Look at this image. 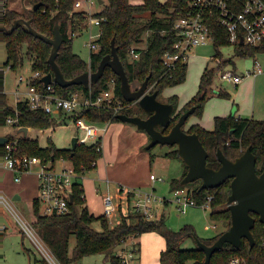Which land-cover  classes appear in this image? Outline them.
Wrapping results in <instances>:
<instances>
[{"label":"trees","instance_id":"trees-1","mask_svg":"<svg viewBox=\"0 0 264 264\" xmlns=\"http://www.w3.org/2000/svg\"><path fill=\"white\" fill-rule=\"evenodd\" d=\"M73 1L32 0L33 4L38 2L39 7L33 9L32 4L26 14L9 9L5 15L0 16V24L8 29L18 18L30 19L31 26L37 32L48 37H53L54 27L58 25L62 34V43L55 61L66 79L73 78L87 70L94 71L100 59L110 52V41L114 38L118 56L132 85L136 83L134 86H139L150 74L149 91L157 90L159 99L166 88L176 86L185 80L187 61L179 59L174 67L168 69L163 65L161 57L166 51L174 52L173 44L176 35L173 24L177 17L187 11L190 0H165L164 2L161 0H104L100 5L101 9L94 14L101 17L99 48L90 52L89 62H85L71 48L73 35L83 30L86 21L84 12L73 9ZM217 18L218 14L213 11L208 17V23L214 37L212 57L220 60L216 62L215 66L204 67L195 93L186 101L180 111L176 110L177 95L172 94L168 97L167 101L173 104L174 109L169 125L166 128L159 127L163 133H167L178 116L191 106L196 107L192 115L200 117L205 102L215 93L211 84L222 65L220 63L234 66L232 59L222 57L223 53L220 51V47L230 44L228 32L219 24ZM0 41L5 43V65L9 64L11 68L15 69L23 64L25 58H28L33 71L38 70L41 73L51 71V66L47 62L51 45L25 32L22 26H18L10 33H5L0 28ZM143 42H145V46L141 49L138 45ZM132 46L140 51L137 59L128 55ZM232 48L233 56L241 58L254 57L258 52H264L262 48L239 41ZM111 77H114L116 81L114 92L117 101L122 105L121 108L115 111L112 107L105 106L82 107L69 118L84 117L88 122L105 123L118 120L116 114L120 112L127 115H139L138 111L142 110L136 102L126 101L122 97L119 79L109 67L105 68L103 75L96 82L90 83L87 87L81 84L61 87L54 82L53 85L57 94L63 97H69L75 91L95 97L108 87L107 83ZM3 79L4 72L0 71V125L5 124L7 116H15V110L17 111L18 125L21 127L46 129L55 125L54 117L42 110L29 108L25 101L16 102L15 107L8 105L6 94L3 91ZM33 83L42 88L39 79L34 80ZM216 94L220 97H229L228 91L222 88L217 89ZM132 103H134V107L130 106ZM187 132H195L198 135L208 152L206 165L209 167L217 168L219 166L216 158L217 148H220L229 159H234L247 146H250L256 156L257 174H260L264 169V120L262 119L237 118L233 115L215 116L213 129L208 130L199 124H192ZM16 141L18 154L35 155L49 160L63 157L79 173L95 167L97 160L102 156L101 137L90 143L76 145L74 149L59 148L50 140L47 145L41 146L37 138L27 135L16 137ZM2 149L3 145H0V150ZM173 153L174 157L180 158L177 155V149ZM165 155L169 156V154ZM93 163H95L94 166H92ZM186 171L187 166L184 164L181 176L170 182L171 190L180 188V181ZM230 180L227 179L217 187L200 190L201 181L198 180V184L189 192L198 204L205 201L207 195H211L210 216L215 220L226 221L225 228L230 224V211L226 202L230 193ZM72 195L71 210L62 215L44 214L40 211L38 200L34 199L32 202L35 218L31 224L60 264H80L83 257L107 254L117 245L120 246V250L110 255V264H129L126 263L123 255V251L126 249L123 246L124 242L150 231L159 232L164 239V249L159 253V264H205L204 252L198 248L197 244L190 248L181 246L187 237L193 239L196 237L194 229L190 225L173 230L165 225L164 214H160L154 219H147L133 210L122 214L116 224L110 225L104 216H95L88 211L85 206L83 187L78 180L73 185ZM251 215L255 217L254 226L251 229L256 240L254 246L250 247L245 238L241 239L239 248L224 243L219 250L212 254L209 264H230L231 259L237 257L239 264H264L263 225L258 221L256 214L251 213ZM95 221L100 222L99 230L93 226ZM222 232L211 237H198V239L209 245ZM71 237L75 238V244L72 247L70 245ZM138 252V241H134L127 249L126 254H131L130 259H133ZM35 261L47 264L43 259H35Z\"/></svg>","mask_w":264,"mask_h":264},{"label":"rangeland","instance_id":"rangeland-1","mask_svg":"<svg viewBox=\"0 0 264 264\" xmlns=\"http://www.w3.org/2000/svg\"><path fill=\"white\" fill-rule=\"evenodd\" d=\"M94 1L95 4L93 7L99 8L101 4H97V0ZM32 4V0H9L10 8L25 14L28 9L32 7ZM86 27L87 24L84 22V28H82L83 30L80 33L73 35L71 48L74 53L78 54L85 62H88L91 52L88 46V42L90 40L89 31L94 35L97 33L98 29L94 26L93 28H90V30H85ZM144 44L145 42L139 44L138 46L142 47ZM220 51L223 53L222 57L224 59H232L235 61L236 70L234 72L236 73H244L245 70L250 68L252 65V57L239 58L233 56L232 46L220 47ZM189 53L185 80L171 89L172 93L175 92L177 94V105L180 106H177V111L182 109L184 105L183 103L195 92L200 74L204 67L215 66V61L220 60L216 57L211 59V56L214 53L212 43L198 45ZM256 57L261 67L264 69V53H258L256 54ZM5 60V43L0 41V64L5 65ZM220 64H222L220 66L221 70L232 68L228 64ZM32 73L33 70L31 69L30 60L28 58H25L23 60V64L18 68H5L3 87L8 105L14 107L16 104L14 88L25 91L24 81H17V77L21 75L24 78H27L32 75ZM135 84H131V87L137 88L138 86H134ZM245 85L248 86L250 92L254 89L255 96L257 98V102H255L257 114L254 118L264 119V112L262 107H260L263 106V99L261 95L264 93V73L257 76H246L237 85H234L226 80H221L215 76L211 84L212 88H222L223 90L228 91L229 97H216L219 99H216L214 103L204 104L201 119L206 122L208 127L214 126L213 115L218 114L216 111L223 108L226 115H228L230 113L229 107H231V114L229 115H233L236 107L239 109L241 108L243 103H240V100L243 101L245 98V89L242 93H240V95L239 90H241ZM168 97L169 96L162 94L159 99L163 102H168ZM133 104L134 103L130 106L134 107ZM138 114L143 117L146 115L143 111H138ZM193 116L198 117L197 115L189 116L183 125V129L185 131L189 130V127L192 125L189 121ZM111 122L115 121H110L104 125L106 131L102 134L104 145L102 156L98 160V168L96 169L92 167L91 169L84 170L82 172L83 174L81 173L82 178H79L78 180L81 182L82 179L85 182L86 201L90 213H94L95 216H101V194L105 192L112 194L115 193L116 185L117 182H119V179H126L136 182L137 185L135 186L137 187L135 188H138L142 191V193H148L152 196V198H157L155 200L152 199L151 201L155 216L157 218L160 214H164L165 225L170 229L177 230L184 225H190L194 229L195 236L197 238H205L211 237L212 235L220 232L223 227L224 230L228 227L227 226L225 228L226 221L211 218V210L209 206H204L202 204L190 206L186 209L185 213H180L176 209L175 204L171 201L173 193L170 182L174 178H179L184 170V163L182 159L174 157L173 152L177 149L176 146L156 144L155 146L146 149L149 142V136L147 135L148 139L142 146L139 147L138 153L137 151H134L133 143H135L136 140L134 136L128 132H121L117 129L112 130L110 124ZM83 134V131L72 125L70 121H62L59 124L56 123L50 128L44 129L43 131H39L38 129L31 127L25 135L37 138L41 146L47 145L50 140L59 148H70L72 137L76 136L80 138ZM0 135L13 136L16 138L24 135V133L14 124L5 123L0 125ZM164 154H169L170 157ZM0 167V190L8 198V202L11 204L14 211L31 224L35 218L32 206L33 201L31 199V197L35 194L34 178L31 176L28 180H25L23 195L20 196L21 198L13 199L12 196L7 194L4 188L18 186L21 181H14L10 176H8L9 173L4 170L5 167L2 165H0ZM37 170V166H32L27 173L34 174ZM150 174H154L158 180L151 181L149 177ZM100 175L105 177L103 181L99 179ZM106 176L110 178H106ZM107 179L109 183L106 182ZM197 182L198 180L184 185L181 184L180 188L190 192V190L198 184ZM91 187L98 188L97 194L94 192V189L92 191L89 189ZM98 194L100 195V198L98 197ZM161 198H164L163 202H161ZM123 208L124 206L120 209L121 211L114 213L111 218H106L110 225L116 224L120 220L121 215L124 214V212L126 213V209ZM3 226H5L4 232L0 234V264H40L38 261H35V259H42L41 252L34 245V243L25 234H23V231L13 218L11 212L3 205L2 202H0V228ZM93 226L98 230L101 228L99 221H95ZM134 241H138L140 250L135 259H130V255L126 254L128 261L130 260L129 264H158L160 250L164 249V239L159 232L150 231L142 233L137 238H129L123 245L126 247L123 251L124 254L127 252V249L131 247ZM74 244L75 238L71 237V247ZM195 244V239L187 237L181 246L183 248H190L194 247ZM118 250H120L119 245L107 254L101 253L87 255L81 259L80 264H110V255ZM237 264H239V259Z\"/></svg>","mask_w":264,"mask_h":264},{"label":"built area","instance_id":"built-area-1","mask_svg":"<svg viewBox=\"0 0 264 264\" xmlns=\"http://www.w3.org/2000/svg\"><path fill=\"white\" fill-rule=\"evenodd\" d=\"M94 4V0L73 1V9L82 11L86 15V21H88L86 30H90L91 26H95L98 29L94 35L89 31L90 40L88 46L91 51L99 48L98 39L101 35L99 27L101 17L95 16L96 12H92L91 10ZM9 9V0H0V16L5 15ZM213 11H216L218 14L217 20L219 24L226 28L228 32L229 46L233 47L238 41L242 40L240 43L264 49V0H190L187 11L174 21L173 29L176 35L173 44L174 52L166 51L163 53L161 59L164 66L170 69L174 67L176 61L179 59L187 61L189 52L194 47L213 43V32L208 23V17ZM139 53L140 51L134 46L128 51V55L133 59H137ZM6 67L11 66L9 64H0V71L4 72ZM261 73H263V69L258 59L254 58L252 68L245 70L243 74L226 68L218 70L216 76L221 80H226L237 85L244 77ZM44 74L35 70L27 78L21 75L18 76L17 81H24L25 91L14 88L15 103L25 101L29 108L42 110L54 117L55 124H59L62 121H70L72 125L84 133L82 137H76L77 145L90 143L101 137L106 130L104 125L108 122L94 123L86 121L84 117L69 118V116L79 111L82 107L88 106L112 107L115 111L121 108V103L115 97V78L111 77L107 83L108 87L95 97L84 95L80 91L73 92L69 97H63L57 94L53 82L44 85L41 81V77ZM37 79L41 81L42 88L33 83ZM5 123H12L17 127H21L18 125L16 110L15 116H7L5 118ZM38 130L43 131L44 129ZM5 137L6 141L2 144L3 149L0 150V165L15 174V181H19L20 175L29 171L32 166H37L38 170L35 172L38 180L37 200L40 203L41 212L57 215L68 213L71 210L70 203L72 202L70 201V194H72L73 185L79 180L81 173L77 172L63 157L49 160L35 155L18 154L16 138L13 136ZM149 177L151 181L158 180L154 174H150ZM106 182L109 183L108 180ZM172 193L173 197L171 201L180 213H185L186 209L190 206L198 205L187 190L174 188L172 189ZM211 198V195H207L205 201L201 204L209 206ZM152 199L155 200L157 198H152L148 193H142L138 188L124 187L122 184H117L115 193L105 192L101 194V215L105 218H111L114 213L121 211L120 209L124 206L126 212L133 210L147 219H154L156 216L151 204ZM160 200L163 202L164 198ZM0 202L11 212L23 234L41 252L42 259L47 264H60L47 245L40 239L32 224L28 223L14 211L8 202V198L1 190ZM4 229L5 226L0 228V234L4 232ZM262 244L264 245V239L262 240ZM123 255L126 263H129L128 254L123 253ZM129 255L131 257V254ZM237 263V258L231 259V264Z\"/></svg>","mask_w":264,"mask_h":264},{"label":"water","instance_id":"water-1","mask_svg":"<svg viewBox=\"0 0 264 264\" xmlns=\"http://www.w3.org/2000/svg\"><path fill=\"white\" fill-rule=\"evenodd\" d=\"M102 3V0L98 1ZM39 3L33 4V9L39 7ZM18 26H22L24 31L33 37L39 38L45 43L51 45L50 54L47 62L51 66V71L41 77L44 85L51 82L61 87L70 85H83L87 87L90 83L96 82L102 75L106 67L118 77L120 93L122 97L129 102H136L140 109L147 114L145 117L139 115H127L117 113L116 118L122 122L134 125L137 129L143 130L149 136V142L146 149L156 144L175 145L177 153L187 166V171L182 177V185L200 180V189L214 188L227 179L230 180V193L227 196V207L230 211V224L218 236L212 244H205L195 237L196 244L204 252L205 264H209L212 254L219 250L224 243H229L235 248H239L241 239L245 238L249 246H254L256 240L251 229L254 226L255 217L263 225L264 230V169L260 174L256 172V156L251 151V147L246 149L234 159H229L220 148L216 149V158L219 162L217 168L206 165L208 152L202 145L198 135L195 132H187L182 127L190 115L193 114L195 106L189 107L182 112L176 122L170 127L167 133L159 129L166 128L172 117L174 106L170 102H163L157 98L158 92L149 91L148 80L150 74L140 83L137 88H132L131 83L125 73L123 64L118 56L117 47L114 44V38L110 41V52L105 54L99 61L94 71H84L83 73L66 79L63 76L55 58L62 43V34L58 25L54 27L53 37H48L37 32L31 26L30 19L18 18L13 21L7 29L0 24V28L5 33L12 32ZM242 42V40H240ZM19 130L27 133V127H19ZM6 141V137H0V145ZM76 136L71 139V149L77 145ZM19 196H15L18 198ZM70 201H73V195L70 194Z\"/></svg>","mask_w":264,"mask_h":264},{"label":"crops","instance_id":"crops-1","mask_svg":"<svg viewBox=\"0 0 264 264\" xmlns=\"http://www.w3.org/2000/svg\"><path fill=\"white\" fill-rule=\"evenodd\" d=\"M133 1H138V0H133ZM162 2H164L165 0H161ZM102 2H103V0H102ZM99 2H97V4H98ZM101 4V3H100ZM9 8H10V5H9ZM10 9H12V8H10ZM101 9V7H99V8H94V7H92L91 8V10H92V12H98L99 10ZM15 10V9H14ZM79 11V10H78ZM86 22V24H87V26H88V21H85ZM94 26H91V28H93ZM86 30V29H85ZM145 45V44H144ZM259 54L260 53H264V52H258ZM257 53V54H258ZM236 57V56H235ZM239 58H241V57H239ZM245 58V57H244ZM253 59L254 58H257L256 57V55L254 56V57H252ZM253 59H252V63H253ZM232 62H233V64H234V66L233 65H229V66H231L232 68V70L233 71H235L236 70V66H235V61L234 60H232ZM252 68V65H251V67L250 68H248V70L249 69H251ZM263 69V68H262ZM238 73V72H237ZM243 74V72H239V74ZM263 73H264V69H263ZM262 74V73H261ZM257 75H259V74H257ZM257 75H254V76H257ZM174 87V86H173ZM173 87H169V88H166L164 91H163V95H165V96H170V95H172V94H176L175 92L174 93H172V88ZM197 89V88H196ZM219 89V88H218ZM244 89H245V98H244V100L242 101V100H240V103H243L242 104V106H241V108L239 109L238 107H236V109L234 110V114H233V116H235V117H242V118H254V116L257 114V109H255V102H257V98H256V96H255V92H254V89H252V91L250 92V90H249V88H248V86L247 85H245V86H243L242 87V89L241 90H239V95H240V93H242V91H244ZM216 90L217 89H214V91H215V93L211 96V97H209V99L205 102V104H207V103H214V101H216V99H219V98H216V97H220V96H218L217 94H216ZM4 91V90H3ZM196 91V90H195ZM195 93V92H194ZM193 93V94H194ZM192 94V95H193ZM248 94H249V96H248ZM177 95V94H176ZM191 95V96H192ZM251 95V96H250ZM190 96V97H191ZM189 97V98H190ZM261 97H262V99H263V106H260V107H262V109H263V112H264V93L261 95ZM188 98V99H189ZM187 99V100H188ZM186 100V101H187ZM186 101L183 103V104H185L186 103ZM234 101V100H233ZM182 104V105H183ZM181 105V106H182ZM178 107H180L179 105H177ZM230 108L231 107H229V114H231V111H230ZM216 112H218V114H216V115H213V117H215V116H226V113H225V111H224V109L222 108L221 110H219V111H216ZM228 114V115H229ZM254 119H256V118H254ZM264 120V119H263ZM115 122H111L110 124H111V129L113 130V129H117L118 131H121V132H128V133H130V134H132L133 136H134V138L136 139L135 140V143H133V146H134V151H137L138 153H139V147L140 146H142L146 141H147V134L145 133V132H143V130H140V129H137L134 125H132V124H130V123H125V122H122V121H120V120H114ZM190 124H199L200 126H202V127H204L205 129H208V130H211V129H213V126L212 127H208L207 125H206V122H204L202 119H201V116L200 117H195V116H193L192 117V119L190 118ZM109 124V125H110ZM31 127H27V131L30 129ZM106 131V130H105ZM0 137H5L4 135H0ZM104 140H103V135L101 136V147H102V152H103V145H104V142H103ZM165 155V154H164ZM99 160V159H98ZM98 160H97V164H96V167H94V168H98ZM1 168V167H0ZM3 169V168H2ZM4 170L6 171V172H8L9 174H8V176H10L11 177V179H13L14 180V177H15V174L12 172V171H10V170H8V169H5L4 168ZM99 172V171H98ZM83 174V173H82ZM82 174L80 175V178H82L81 176H82ZM7 176V177H8ZM33 177L34 178V186H35V194L31 197V199H32V201L34 200V199H37V197H38V180H37V177H36V174L34 173V174H31V173H27V172H25V173H23V174H21L20 175V179H19V181H17V182H20L21 181V183L18 185V186H15V187H11V188H4L5 189V191L7 192V194H9V196H12V198L13 199H18V198H21L20 196L21 195H23V192H24V189H25V186H24V184H25V180H28L30 177ZM114 177V176H113ZM104 176L103 175H100L99 176V179L100 180H104ZM106 178H110V177H108V176H106ZM115 178V177H114ZM117 179H119V178H117ZM108 180V179H107ZM114 180H116V179H114ZM15 181V180H14ZM121 181V182H120ZM84 181L81 179V184H82V187H83V192H84V196H85V206L87 207V209H88V204H87V201H86V194H85V185H84ZM117 184H122V186H124V187H137V186H135V185H137V183L136 182H134V181H130V180H126V179H119V182H117ZM91 191L94 189V192L97 194V187H91V188H89ZM89 194H91V193H89ZM92 195V194H91ZM15 196H19L18 198H15ZM100 195L98 194V197H99ZM100 198V197H99ZM100 204H101V200H100ZM40 211H41V209H40ZM88 211H89V209H88ZM94 214V213H93ZM221 231H224V227L221 229ZM139 250H140V247H139ZM161 251V250H160ZM139 253V252H138ZM138 253H137V255H136V257L138 256ZM136 257H134L133 259H135ZM158 264H159V261H158Z\"/></svg>","mask_w":264,"mask_h":264},{"label":"flooded vegetation","instance_id":"flooded-vegetation-1","mask_svg":"<svg viewBox=\"0 0 264 264\" xmlns=\"http://www.w3.org/2000/svg\"><path fill=\"white\" fill-rule=\"evenodd\" d=\"M146 115H147V114H146ZM146 115H145V116H146ZM145 116H144V117H145Z\"/></svg>","mask_w":264,"mask_h":264}]
</instances>
